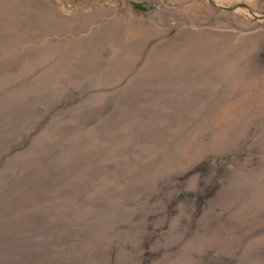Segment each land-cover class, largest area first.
Wrapping results in <instances>:
<instances>
[{"label":"rangeland","instance_id":"obj_1","mask_svg":"<svg viewBox=\"0 0 264 264\" xmlns=\"http://www.w3.org/2000/svg\"><path fill=\"white\" fill-rule=\"evenodd\" d=\"M0 264H264V0H0Z\"/></svg>","mask_w":264,"mask_h":264}]
</instances>
